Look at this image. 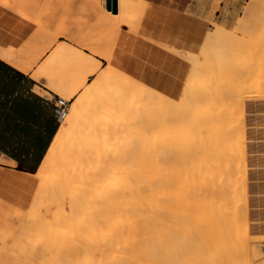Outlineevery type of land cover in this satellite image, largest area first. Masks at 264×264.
Wrapping results in <instances>:
<instances>
[{
	"label": "bare ground",
	"instance_id": "bare-ground-1",
	"mask_svg": "<svg viewBox=\"0 0 264 264\" xmlns=\"http://www.w3.org/2000/svg\"><path fill=\"white\" fill-rule=\"evenodd\" d=\"M128 1L115 0L117 13L112 15L115 20L126 17ZM10 4L4 6L9 8ZM224 30L223 25L216 26L203 38L201 49L209 63L203 64L204 54L190 58L191 75L203 68L211 78L225 67L222 60L238 59L242 48L233 46L238 39L229 38ZM70 55L69 48L59 46L43 64V73L53 70L61 64L60 60ZM0 57L27 71L30 68L15 57L11 48L0 45ZM78 57L81 63L75 64L79 70L87 67L89 59L83 55ZM96 71L97 65L87 74ZM122 76L117 72V64L109 63L87 86L81 78L72 88L67 80L55 82L63 94L74 95L83 90L59 126L38 171L31 178H18L21 185L38 183L31 200L36 210L25 222L18 218V226L22 230L35 227L46 230L63 250L56 258L68 259L74 264H93L94 260L98 264H188V221L192 207L188 198L191 192H204L205 200H197L196 214H192L197 232L195 245L190 250L192 264H251L238 261L239 256L243 257L253 248L247 247L249 230L242 217L244 174L239 157L234 159L238 156L234 154L236 151L234 155L229 153L234 148L229 147V151L224 148L232 141L222 145L219 140L222 135H236L233 133L237 131L236 124L227 123L223 110L211 112L205 107L190 110L199 99L221 98V86L220 93L216 87L215 91L202 94L189 84L188 97L181 104L169 103L166 108L159 104L153 109L152 92ZM209 142L214 143L216 153H213L216 158L210 161L203 157L207 151L211 153L206 149ZM233 143L238 146L237 141ZM187 146H206V150L198 159L191 160L185 156ZM223 153L229 154L224 158ZM232 156L235 173L228 181L222 180L221 173L215 181L211 177L210 180L203 178L204 171L211 166L223 173L231 169ZM188 166L197 173L196 179L192 173L188 175ZM95 212H103L106 219L116 216L99 241L94 240L93 234ZM65 225L69 230L60 232ZM203 231L207 237L203 238ZM69 238L75 239L72 244H66ZM203 243L207 246V255H204ZM252 251L255 261L263 259L264 264V240L255 243ZM83 252L86 256L79 257Z\"/></svg>",
	"mask_w": 264,
	"mask_h": 264
},
{
	"label": "rangeland",
	"instance_id": "rangeland-1",
	"mask_svg": "<svg viewBox=\"0 0 264 264\" xmlns=\"http://www.w3.org/2000/svg\"><path fill=\"white\" fill-rule=\"evenodd\" d=\"M187 1L129 0L126 17L122 21H117L112 17L117 12L112 13L111 10L106 9V0H0V45L13 49L20 56L19 59L30 66L31 78L39 85L36 86L37 91L40 88L51 89L52 92L70 101L68 113L59 125L69 116L72 104L83 88L74 95L63 94L57 90L55 82L59 79L67 80L72 88L77 85L78 78H81L84 86H87L106 69L109 63H116L117 72L124 78L131 79L152 92L151 108L153 109H157L159 104L163 108L168 107L169 103L181 104L183 98L188 97L189 92L186 91V87L189 84L194 85V89L202 94L207 91L213 92L216 87L219 92L221 86V98L199 99L190 110L198 111L204 107L205 110L209 108L211 112L223 110L227 123L236 124L237 131L233 132H236V135L231 133L232 136L225 135L227 140L223 138L224 135L220 136L222 139H219L220 137L218 139L220 142L226 141L223 142L224 144L221 142L222 145L232 141L229 146L222 147L228 151L234 148L232 154L230 151L229 153L238 154L234 159L239 157L240 170L244 174L245 202L241 206L244 211L242 217L245 218L249 230L247 247L249 249L252 245L253 248L250 247L249 254L241 253L243 257L239 256L238 259L241 258V261H238L262 264L263 259L255 261L252 249L254 250L255 243L264 240V42H262L264 0H209L212 12L218 9V14L208 23L203 38L213 32L216 26L223 25L224 32L229 38L238 39H235L237 43L234 42L233 46L242 48L237 56L238 59L229 62L227 59L222 60L225 67L211 78L203 68L193 75L188 72L190 58L204 54L201 49L203 39L198 43H191L167 35L161 29L163 12L166 9L181 10ZM5 3H11L9 8L4 6ZM220 3L221 8H219ZM61 45L69 48L72 55L60 60L61 64L53 70L43 73V64ZM79 55L89 59L87 67L81 70L75 64L81 63ZM204 58L203 64L206 65L209 60L205 54ZM95 65L97 71L88 75L87 72ZM163 67L173 70L167 80L156 73L157 68ZM257 67L260 70H257ZM205 134L204 131L202 135ZM234 141L235 143L237 141L240 148L236 144L234 146ZM207 144L209 147L207 145L205 147L211 153L207 154V151L206 155L202 156L210 161L216 158V155L214 157L216 153L213 151L214 143ZM205 147L187 146L186 158L198 159L202 151L206 150ZM229 153H225L226 156ZM209 154H213L211 156L213 158H210ZM225 154H222L224 158H226ZM228 158L230 159V156ZM231 159V169L224 170L223 173L221 169L211 166L209 170L204 171L203 178L210 180L211 177L215 181V177L221 173L222 180L228 181V177L234 175L236 166V164L233 166V156ZM188 169V175L192 173L196 179L195 170L192 171L190 166ZM16 176L11 171L0 169V241L2 242L0 264H74L71 260L56 258L63 250L56 245L46 230L39 227L22 230L18 226L19 223L16 222L18 218H22V222H25V218L36 210V204L31 206V200L37 191L38 183L34 182L29 186L15 184L12 178ZM223 186L227 189V185ZM205 196L204 192L197 194L191 192L188 198L192 206L189 209L191 218L189 217L188 221L190 233L188 264H192L193 261L191 251L197 233L192 224V214L193 216L196 214L197 200L201 198L205 200ZM94 217H96L93 224L94 240H103V235L109 231L116 216L106 219L103 212H95ZM67 230L69 226L66 225L59 229L60 232ZM205 232L202 233L203 238L206 236ZM73 240L75 239L69 238L66 244H72ZM205 246L206 244L203 243L204 255H207L208 249ZM86 254L80 253L79 257H84ZM93 264H98V261L94 260Z\"/></svg>",
	"mask_w": 264,
	"mask_h": 264
},
{
	"label": "crops",
	"instance_id": "crops-1",
	"mask_svg": "<svg viewBox=\"0 0 264 264\" xmlns=\"http://www.w3.org/2000/svg\"><path fill=\"white\" fill-rule=\"evenodd\" d=\"M209 0H188L181 10L166 9L161 16V29L167 35L176 36L187 42L198 43L203 39L207 31L208 23L213 21L218 14V9L212 12ZM222 4H219V8ZM219 21V20H218ZM15 57L19 55L15 52ZM0 62L7 67L4 73V89L0 95V169L11 171L17 176L12 178L15 184H20L18 178L33 175L41 164L57 129L50 128L45 136V149L41 145V151L23 152L18 150L15 141L20 134V128L24 121L31 119L27 105L23 99H17V93L13 92L11 81L14 74H19L22 80L34 81L28 71L9 63L0 57ZM36 82V81H35ZM39 86L36 82L35 87ZM48 135H51L49 141Z\"/></svg>",
	"mask_w": 264,
	"mask_h": 264
},
{
	"label": "snow or ice",
	"instance_id": "snow-or-ice-1",
	"mask_svg": "<svg viewBox=\"0 0 264 264\" xmlns=\"http://www.w3.org/2000/svg\"><path fill=\"white\" fill-rule=\"evenodd\" d=\"M6 71L7 67L0 62V95L3 93ZM172 71L166 67L156 69V73L164 80L169 78ZM35 84V81L22 80L19 74H14L11 81V87L13 92L17 93V99L24 100L31 114V119L23 122L20 134L15 141L18 150L23 152L41 151L42 144L46 149L48 145L45 144V136L49 129L54 131L60 126L57 117V102L63 103L62 98L51 89L40 88L37 91ZM48 139L51 140V135H48Z\"/></svg>",
	"mask_w": 264,
	"mask_h": 264
},
{
	"label": "built area",
	"instance_id": "built-area-1",
	"mask_svg": "<svg viewBox=\"0 0 264 264\" xmlns=\"http://www.w3.org/2000/svg\"><path fill=\"white\" fill-rule=\"evenodd\" d=\"M62 98V97H61ZM63 103L57 102V117H58V121L59 124L63 121V119L65 118V116L68 113L69 107H70V101L62 98Z\"/></svg>",
	"mask_w": 264,
	"mask_h": 264
},
{
	"label": "water",
	"instance_id": "water-1",
	"mask_svg": "<svg viewBox=\"0 0 264 264\" xmlns=\"http://www.w3.org/2000/svg\"><path fill=\"white\" fill-rule=\"evenodd\" d=\"M106 5H107V8H109L110 10H112L113 13L116 12L117 7H116L115 0H106Z\"/></svg>",
	"mask_w": 264,
	"mask_h": 264
}]
</instances>
